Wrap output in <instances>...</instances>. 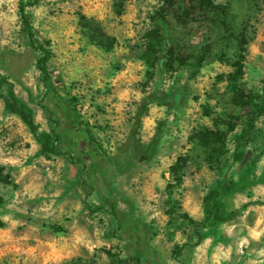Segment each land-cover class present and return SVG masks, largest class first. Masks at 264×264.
Masks as SVG:
<instances>
[{
    "label": "rangeland",
    "instance_id": "rangeland-1",
    "mask_svg": "<svg viewBox=\"0 0 264 264\" xmlns=\"http://www.w3.org/2000/svg\"><path fill=\"white\" fill-rule=\"evenodd\" d=\"M0 13V264H264V0Z\"/></svg>",
    "mask_w": 264,
    "mask_h": 264
},
{
    "label": "trees",
    "instance_id": "trees-1",
    "mask_svg": "<svg viewBox=\"0 0 264 264\" xmlns=\"http://www.w3.org/2000/svg\"><path fill=\"white\" fill-rule=\"evenodd\" d=\"M25 6H21L20 7V15H21V19L23 21V23L26 26L27 29V34H28V39L29 42L31 44V46L39 51L42 54V57L38 60L37 62V69L39 70V72L42 75V80L43 83H48L53 81L52 79V75L48 69V63L52 58V54L49 50H47L44 46H36V42L34 39V35L32 33V29L31 26L29 24V21L26 17L25 14ZM54 85H55V81H53ZM51 82V84H53ZM60 84H58L55 87H58ZM8 103L15 109H18L19 112L25 117V121H26V125L29 128L31 134L33 135L34 139L41 145L43 151L47 154H53V155H62L59 152H57V149L55 147L54 144H50L48 143L45 139H43V137L41 135H39L38 133V129L39 127L35 124L34 119L32 117V113L31 110H29L27 107L25 106H19L17 104L16 101V97L14 96V94L12 93L11 96L8 98ZM56 124V123H55ZM56 139V138H55ZM238 159V158H237ZM85 185V184H84ZM208 209V206H207ZM209 209L211 214H213V216L218 220V221H222L218 216H217V205L215 204L214 206H212L211 204H209ZM3 224L0 221V227H2Z\"/></svg>",
    "mask_w": 264,
    "mask_h": 264
},
{
    "label": "clouds",
    "instance_id": "clouds-1",
    "mask_svg": "<svg viewBox=\"0 0 264 264\" xmlns=\"http://www.w3.org/2000/svg\"><path fill=\"white\" fill-rule=\"evenodd\" d=\"M5 3L12 4V3H13V0H0V5H3V4H5ZM10 10H11V9H10ZM0 15H3V13H0ZM11 19L15 20L16 17L13 15V16L11 17ZM3 43H6V41L3 42Z\"/></svg>",
    "mask_w": 264,
    "mask_h": 264
}]
</instances>
